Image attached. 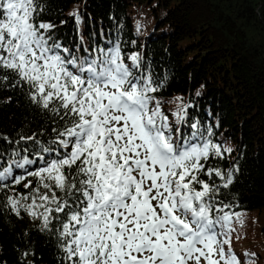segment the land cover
<instances>
[{
    "label": "snow or ice",
    "instance_id": "1",
    "mask_svg": "<svg viewBox=\"0 0 264 264\" xmlns=\"http://www.w3.org/2000/svg\"><path fill=\"white\" fill-rule=\"evenodd\" d=\"M44 7L0 0V88L22 89L57 125L46 141L2 137L18 147L0 149V191L32 189L7 195L5 206L56 238L57 264H242L232 235L244 213L219 199L239 166L205 167L233 149L199 121L181 136L153 95L163 81L139 53L126 63L119 40L72 50L39 19ZM177 99V122L187 124L190 105ZM243 264H256L255 254L244 253Z\"/></svg>",
    "mask_w": 264,
    "mask_h": 264
},
{
    "label": "trees",
    "instance_id": "2",
    "mask_svg": "<svg viewBox=\"0 0 264 264\" xmlns=\"http://www.w3.org/2000/svg\"><path fill=\"white\" fill-rule=\"evenodd\" d=\"M42 2L39 19L53 23L56 38L70 49L84 54L85 48H107L109 41L119 40L126 63L128 55L139 53L153 79L163 81L153 95L181 136L194 131L189 125L199 121L212 127L214 142L233 149L230 157L210 159L205 166H239L235 182L221 189L219 199L264 220V0ZM152 19L155 27L148 25ZM177 98L190 105L187 124L177 122ZM56 126L46 122L22 89L0 88V149L17 146L2 137L15 142L20 135L36 133L46 141ZM31 143L21 141L24 147ZM28 180L36 186L35 177ZM31 191L23 183L0 191V264H57L56 238L41 231L39 220L23 211L18 217L5 206L7 195Z\"/></svg>",
    "mask_w": 264,
    "mask_h": 264
},
{
    "label": "rangeland",
    "instance_id": "3",
    "mask_svg": "<svg viewBox=\"0 0 264 264\" xmlns=\"http://www.w3.org/2000/svg\"><path fill=\"white\" fill-rule=\"evenodd\" d=\"M154 19L148 23L155 27ZM242 217L243 225H234L236 232L232 235V248L237 256L244 257V253H254L256 264L264 263V220L258 214H248ZM263 227V228H262ZM239 236V239H237ZM261 256V259L258 257ZM260 262V263H259Z\"/></svg>",
    "mask_w": 264,
    "mask_h": 264
}]
</instances>
